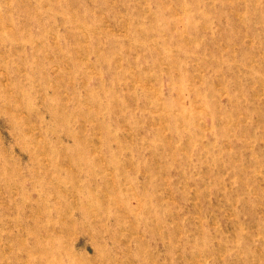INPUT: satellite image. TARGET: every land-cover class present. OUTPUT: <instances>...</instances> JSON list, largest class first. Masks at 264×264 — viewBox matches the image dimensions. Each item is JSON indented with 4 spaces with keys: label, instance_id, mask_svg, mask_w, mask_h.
<instances>
[{
    "label": "rangeland",
    "instance_id": "rangeland-1",
    "mask_svg": "<svg viewBox=\"0 0 264 264\" xmlns=\"http://www.w3.org/2000/svg\"><path fill=\"white\" fill-rule=\"evenodd\" d=\"M0 249L264 264V0H0Z\"/></svg>",
    "mask_w": 264,
    "mask_h": 264
},
{
    "label": "bare ground",
    "instance_id": "bare-ground-1",
    "mask_svg": "<svg viewBox=\"0 0 264 264\" xmlns=\"http://www.w3.org/2000/svg\"><path fill=\"white\" fill-rule=\"evenodd\" d=\"M7 62V61H6ZM2 71V70H1ZM3 72V71H2ZM7 78V77H6ZM115 178V177H114ZM15 189V188H14ZM142 208V207H141ZM129 214V213H128ZM43 215V214H42ZM92 245V244H91ZM42 247V246H41ZM91 247V246H90ZM93 247V246H92ZM36 248H40L38 245L36 246ZM95 248V247H94ZM2 252L1 249H0V255H2ZM31 261V260H30ZM96 261V260H95Z\"/></svg>",
    "mask_w": 264,
    "mask_h": 264
}]
</instances>
